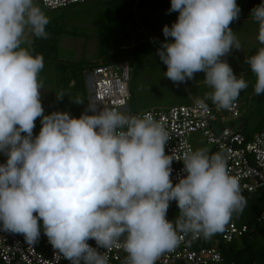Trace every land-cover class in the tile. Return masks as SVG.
Masks as SVG:
<instances>
[{"label": "clouds", "instance_id": "9594fccd", "mask_svg": "<svg viewBox=\"0 0 264 264\" xmlns=\"http://www.w3.org/2000/svg\"><path fill=\"white\" fill-rule=\"evenodd\" d=\"M172 12L177 19L163 27L165 41L156 53L165 77L185 83L203 72L211 91L197 99L198 107L206 109L210 99L230 109L249 87L223 59L241 48L230 27L240 18L237 0H171ZM250 16L264 45V0ZM49 23L37 0H0V154L7 158L0 163V231L22 234L32 245L43 233L56 264H109L98 248L113 247L123 248L125 264H156L182 234L207 239L223 232L247 202L221 153L189 149L182 158L185 175L174 184L172 164L179 160L174 151L166 154L170 134L150 112L88 104L79 118L45 114L43 56L25 45L29 35L46 39ZM245 63L256 77L254 94L264 95V47ZM173 201L179 214L169 220Z\"/></svg>", "mask_w": 264, "mask_h": 264}, {"label": "built area", "instance_id": "2783aa9c", "mask_svg": "<svg viewBox=\"0 0 264 264\" xmlns=\"http://www.w3.org/2000/svg\"><path fill=\"white\" fill-rule=\"evenodd\" d=\"M44 8L55 11L80 5L91 0H37ZM137 4L145 0H136ZM89 104H96L97 109L109 108L126 114L142 115L151 113L157 120L164 123L170 134L165 146L166 154L174 155L173 183H178L185 174L182 172V158L189 149L196 150L194 136L203 138L209 152L221 153L227 160L228 171L239 180L241 194L264 195V128L246 136L235 123L242 119L241 106L234 102L230 109H221L216 105L207 104L206 109L199 108L197 103L184 107H175L168 111H147L138 113L129 111L131 66L125 61L94 67L88 72ZM92 115V112L88 113ZM0 163H5L0 156ZM174 202V201H173ZM172 203V202H171ZM264 221V210L259 218ZM249 231L248 226H239L229 222L219 237L210 238L211 246L204 247L203 236L182 234V239L172 251L163 253L156 264H224L220 244H229L244 237ZM88 243L97 247L94 240ZM54 249L47 237L41 233L34 245L26 242L22 234L0 231V264H56ZM109 256V264H125L126 253L123 248H98ZM59 264H70L61 259Z\"/></svg>", "mask_w": 264, "mask_h": 264}, {"label": "rangeland", "instance_id": "374dc122", "mask_svg": "<svg viewBox=\"0 0 264 264\" xmlns=\"http://www.w3.org/2000/svg\"><path fill=\"white\" fill-rule=\"evenodd\" d=\"M104 0H91L78 6L69 8L65 13L64 25L66 33L58 36L59 57L71 61H96L98 59V32L96 25L97 9ZM42 8L41 4L37 2ZM156 0L142 2L137 8L133 7V23L125 30L129 32L132 38L145 45V50L138 56L130 59L131 83L130 91L131 101L128 104L129 111L145 113L147 111H168L175 107H184L196 103L197 99H205L206 93L211 89L203 82L205 74L199 72L194 74V78L185 83H173L167 79L164 73L166 66L159 60L157 49L165 41L162 29L165 25L171 26L177 19L178 13L168 14L171 1H166V6L156 7ZM241 8L240 18L234 21L230 27L241 44L240 50H233L223 59L227 60L232 67L234 74L239 77L241 74L248 81L249 87L242 91L239 98L235 101L241 106L242 119L235 124L242 130L249 133H255L259 124L264 123V95L254 94V85L256 77L251 73L250 68L245 63L247 56L255 54L257 49L264 47L258 40V25L250 16L247 6V0H237ZM43 9V8H42ZM50 20L60 15V13L45 10ZM76 34V35H74ZM32 36H28L29 50L32 52ZM152 38H155L153 41ZM170 39V38H169ZM131 45L127 44L126 49ZM34 53V52H33ZM94 68V67H93ZM86 77V92L88 96L89 79L88 72ZM62 75L56 65L44 61V68L40 73L39 79L43 82L42 106L45 114L55 111L69 112L67 107L61 103L62 96L71 92V88L61 83ZM65 85V86H64ZM78 100L82 104H77V108L69 112L73 117L79 116L88 107L84 104L83 90L79 89L77 93ZM73 100L66 98L64 104L69 106ZM206 104L212 101L205 100ZM89 104V97H88ZM65 108V109H64ZM72 109V110H73ZM71 110V109H70ZM34 135L40 131V119L36 120ZM195 149L207 148L203 138L200 135L194 136ZM3 161L6 157L0 154Z\"/></svg>", "mask_w": 264, "mask_h": 264}, {"label": "trees", "instance_id": "16d2710c", "mask_svg": "<svg viewBox=\"0 0 264 264\" xmlns=\"http://www.w3.org/2000/svg\"><path fill=\"white\" fill-rule=\"evenodd\" d=\"M145 1L149 2V0ZM166 1L168 2L171 0H156L155 6L165 7ZM142 2L144 1L137 4L136 0H104L100 7H98L96 25L99 48L98 59H96V61L76 62L64 60L59 57L58 36H62L66 33L64 12L72 7L50 11H57L60 15L50 20L47 26V38H32V54H40L43 56L44 61L56 65L62 75L61 83L71 88L70 93L61 97V103L64 105L63 107H67L69 112L74 111L75 109L73 108H77V104L72 101L69 106H66L64 101L66 98L78 100L79 98H77L76 95L79 89L83 90L84 104L86 106L88 105L86 77L84 75L86 71L93 69V67L119 64L125 61L130 62L131 58L138 56L145 50V45L132 38L129 32H125L133 23V7L136 6L137 8ZM261 2L262 0H247L249 11L251 12V10ZM42 8L48 10L43 6ZM127 44L131 45L128 49L125 48ZM209 105L214 104L211 103ZM263 128L264 123L262 125L259 124L256 128V132ZM242 132L249 137L254 134L244 130H242ZM209 153L215 154L213 151ZM242 196L247 202L246 207L242 213L234 214L230 222H234L239 226L246 225L249 231L239 240L229 244H220V251L224 259V264H264V221H259L264 210V195L243 194ZM178 214L179 209L176 207V202L174 201L170 203L167 218L169 220H174ZM219 235L220 233H217L214 236L218 238ZM203 240L204 242H200V245L204 247L211 246L210 238L206 239L203 237Z\"/></svg>", "mask_w": 264, "mask_h": 264}]
</instances>
